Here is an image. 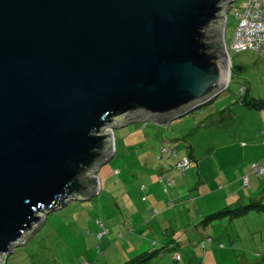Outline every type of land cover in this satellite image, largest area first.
I'll use <instances>...</instances> for the list:
<instances>
[{
  "label": "water",
  "instance_id": "1",
  "mask_svg": "<svg viewBox=\"0 0 264 264\" xmlns=\"http://www.w3.org/2000/svg\"><path fill=\"white\" fill-rule=\"evenodd\" d=\"M236 0H0V264L87 201L114 129L171 122L229 85ZM110 130L105 133V130Z\"/></svg>",
  "mask_w": 264,
  "mask_h": 264
},
{
  "label": "rangeland",
  "instance_id": "2",
  "mask_svg": "<svg viewBox=\"0 0 264 264\" xmlns=\"http://www.w3.org/2000/svg\"><path fill=\"white\" fill-rule=\"evenodd\" d=\"M246 3L236 0L231 5L226 47L230 48L238 26L237 10ZM226 58L232 72L229 85L211 104L166 125L152 119L114 129L115 155L96 175L98 194L50 213L2 263L125 264L158 250L160 255L148 264H264L260 258L264 256V210L245 218L225 214L206 224L207 217L227 209L264 205V184L252 185L251 177L250 187L237 185L240 192L234 200L228 199V189L221 192L244 167L264 160V111L240 105L242 84L253 97L264 99V58L254 51L231 52ZM234 67L242 69L232 77ZM162 145L175 148L181 157L189 156L191 169L183 173L174 159H159ZM162 174H170L177 184L168 193L159 181ZM141 184L146 185L145 192ZM199 184H207L213 192L197 197ZM171 202L174 207H169ZM197 204L204 218H196L192 211ZM99 222L109 230L103 239H98ZM238 238L237 251L229 252L231 240ZM215 244L219 248L213 250ZM176 255L181 256L179 261L172 259Z\"/></svg>",
  "mask_w": 264,
  "mask_h": 264
},
{
  "label": "built area",
  "instance_id": "3",
  "mask_svg": "<svg viewBox=\"0 0 264 264\" xmlns=\"http://www.w3.org/2000/svg\"><path fill=\"white\" fill-rule=\"evenodd\" d=\"M236 17L238 26L236 28L230 48H227L228 57L230 53H242L245 51H254L264 57V0H247L242 10H237ZM161 159L170 157L178 158V152L172 148L162 147L160 150ZM191 161L188 157L181 158L177 167L183 171L188 170ZM253 171L257 175H264V163L262 165L254 164ZM167 185L174 186L175 182L171 177L165 179ZM245 185H248V178H244ZM145 186H142V190ZM146 200V198H143ZM101 228L98 239L109 234L102 222H99ZM86 264V263H85Z\"/></svg>",
  "mask_w": 264,
  "mask_h": 264
},
{
  "label": "trees",
  "instance_id": "4",
  "mask_svg": "<svg viewBox=\"0 0 264 264\" xmlns=\"http://www.w3.org/2000/svg\"><path fill=\"white\" fill-rule=\"evenodd\" d=\"M250 51V50H249ZM264 58V57H263ZM242 68L241 67H234L233 68V74H232V77H233V75L234 74H236L237 72H238V70H241ZM240 95L243 97V99H241L240 100V105H242V106H245V107H248V108H250V109H254V110H258V111H263L264 110V99L263 98H260V99H258V98H256V97H253L252 96V94H251V91H250V88L249 87H247V85H244V84H242L241 85V87H240ZM166 124H168V121H161L159 124H157V125H166ZM162 147H166V148H172V149H174V150H176L175 148H173V147H169V146H167V145H162L161 147H160V149H159V153H158V158L159 159H161V155H160V150H161V148ZM177 152H178V158H175V157H170V159H174L175 161H177L176 162V167H177V165H178V162H179V160L181 159V158H184V157H181V155H180V153H179V151L178 150H176ZM189 159H190V161H191V158L189 157V156H187ZM164 160H166V159H164ZM264 163V160H262L261 162H256V163H253L252 165H251V175H255L256 177H258V178H261V177H264V175H257L254 171H253V165L254 164H259V165H262ZM178 169H180L179 167H177ZM190 168H191V166H190ZM189 168V169H190ZM188 169V170H189ZM182 170V169H181ZM183 171V170H182ZM187 170H185V171H183V172H186ZM167 177H171L173 180H174V182H175V184H174V186H171V185H167L166 184V182H165V179L167 178ZM245 177H247L248 178V185H245V182H244V178ZM250 176L249 175H247V176H244L243 178H242V183H243V187H250L251 186V183H250V178H249ZM84 181H85V183L86 184H88V185H91V186H96L97 185V178H95V177H93L92 175H88V176H86L85 178H84ZM159 181L164 185V190H165V192L166 193H168L169 191H170V189H172V188H174L175 186H176V181H175V178L173 177V176H170V175H166V176H160L159 177ZM145 186V189L144 190H142V186ZM146 189H147V187H146V185L145 184H141V190L143 191V192H145L146 191ZM143 198H146V200H147V196H143ZM146 200H144V201H146ZM260 210H264V205L262 204V203H251V204H249V205H247V206H243V207H238V208H236V209H232V210H230V209H227V210H224V212H222L220 215H214V216H209V217H207L206 218V224H208V222H212L214 219H216V218H218V217H222L223 215H225V214H230V215H232V219H233V217L234 216H239V217H241L243 214H245V213H247V212H249V211H260ZM152 215L154 216L155 215V211H153L152 212ZM103 223V222H102ZM205 224V225H206ZM208 226V225H207ZM107 229V228H106ZM109 231V230H108ZM100 232V231H99ZM104 237V236H103ZM103 237L101 238V239H103ZM207 240L208 241H210V242H214L215 240L212 238V237H208L207 238ZM207 244H206V242H204V248H207V246H206ZM221 247H223L222 245H221ZM171 249H174V248H168L166 251H170ZM160 252L161 251H158V250H155V251H152V252H148V253H144V254H141V255H139V256H137L136 258H134V259H132V260H130V261H128L127 263H125V264H148L149 263V261L152 259V258H154L155 256H159L160 255ZM260 258H262V260H264V256L262 255ZM172 259L174 260V261H179L180 259H181V256L180 255H176V256H172Z\"/></svg>",
  "mask_w": 264,
  "mask_h": 264
},
{
  "label": "crops",
  "instance_id": "5",
  "mask_svg": "<svg viewBox=\"0 0 264 264\" xmlns=\"http://www.w3.org/2000/svg\"><path fill=\"white\" fill-rule=\"evenodd\" d=\"M255 97V96H254ZM259 99V98H258ZM264 111V110H263ZM262 111V112H263ZM245 145V144H244ZM228 149H231V147L230 148H228ZM227 154H229V153H231V150H228L227 152H226ZM192 161V160H191ZM261 162V161H260ZM191 169V168H190ZM189 169V170H190ZM188 171V170H187ZM186 171V172H187ZM186 172H183V173H186ZM241 172H243V173H240V175H234L235 177H234V181H232L231 183H227V181H226V186H227V188H225V189H223L221 192H224L226 189H228V191L226 192V194H228V196H229V198L228 199H232V200H234L235 199V195L236 194H238L240 191H239V189H238V187H237V185H243V183H242V178L244 177V176H247V175H249L251 178H252V185H259V187L260 186H263V184H264V181L263 182H260L259 181V179H261V178H258V177H256L255 175H251L250 173H251V165L250 166H248L247 168L246 167H244L243 168V170L241 171ZM223 173H225V172H223ZM223 173L221 174V178H223L224 176H223ZM166 175H170V174H166ZM162 176H165V175H163L162 174ZM171 176V175H170ZM249 177V178H250ZM226 180H227V178H226ZM250 183H251V179H250ZM261 184V185H260ZM176 186H177V184H176ZM175 186V187H176ZM229 186V187H228ZM174 187V188H175ZM202 188H204L206 191V193H203V192H201V190H202ZM206 188H208V186H207V184L206 185H202V184H199V187H198V191H199V193L197 194L198 196L197 197H200V196H205V194H210V193H212L213 191H210L209 189H206ZM165 191V190H164ZM222 194H224V193H222ZM189 197H190V199H192V200H194V199H196L197 197H191V195H189ZM251 200H253L252 198H250ZM198 205V204H197ZM228 205V204H227ZM175 206V203L174 202H171L170 204H169V207H174ZM229 206V205H228ZM197 207V209L196 208H192L193 210V212H195V216H196V218H204V213H203V211L200 209V207H199V205L198 206H196ZM251 212H255V211H249V212H247V213H245V214H243L242 216L245 218L246 216H249L250 215V213ZM241 216V217H242ZM231 221V220H230ZM232 238V237H231ZM238 241H239V238L237 239V240H231V242H232V246L228 249L229 250V252H232V251H237V243H238ZM215 243L216 242H218V241H214ZM222 246H224V245H222ZM216 248H219V247H217V245L215 244L214 245V247H212V249L213 250H215ZM241 250H244V249H241ZM261 261V260H260ZM262 261H264V260H262ZM249 264V263H248ZM256 264H262L261 262H257Z\"/></svg>",
  "mask_w": 264,
  "mask_h": 264
}]
</instances>
